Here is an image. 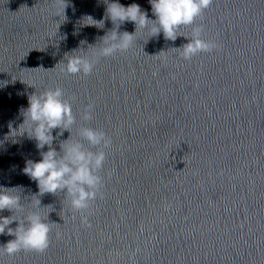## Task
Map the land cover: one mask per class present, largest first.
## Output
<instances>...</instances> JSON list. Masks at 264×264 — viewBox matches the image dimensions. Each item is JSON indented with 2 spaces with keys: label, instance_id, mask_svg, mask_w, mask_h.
Listing matches in <instances>:
<instances>
[{
  "label": "water",
  "instance_id": "95a60500",
  "mask_svg": "<svg viewBox=\"0 0 264 264\" xmlns=\"http://www.w3.org/2000/svg\"><path fill=\"white\" fill-rule=\"evenodd\" d=\"M0 264H264V0H0Z\"/></svg>",
  "mask_w": 264,
  "mask_h": 264
}]
</instances>
